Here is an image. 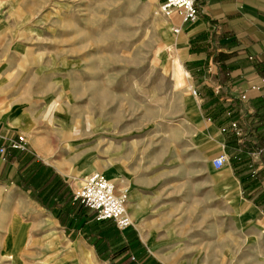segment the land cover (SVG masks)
I'll return each mask as SVG.
<instances>
[{"label":"rangeland","instance_id":"1","mask_svg":"<svg viewBox=\"0 0 264 264\" xmlns=\"http://www.w3.org/2000/svg\"><path fill=\"white\" fill-rule=\"evenodd\" d=\"M159 3L0 0V115L75 190L95 172L117 195L134 179L126 208L164 264H264V227L235 226L241 209L179 117L192 90L174 88Z\"/></svg>","mask_w":264,"mask_h":264},{"label":"crops","instance_id":"2","mask_svg":"<svg viewBox=\"0 0 264 264\" xmlns=\"http://www.w3.org/2000/svg\"><path fill=\"white\" fill-rule=\"evenodd\" d=\"M195 6L198 13L193 23L183 25L176 11L170 14H178L176 23L170 15L163 17L172 33L179 29L170 45L174 88L192 90L179 105V117L191 129L188 136L193 143L206 145L203 159L222 175L225 183L221 187L241 209L235 226L242 228L251 222L261 229L264 165L258 150L264 148V107L260 103L264 97V0H195ZM16 128H20L16 118L0 115V149H4L0 153V229L4 230L0 262L164 264L133 221L122 232L116 229L105 245L107 263L99 261L97 237L92 236L94 213L84 208L78 211L72 198L76 183L45 162L44 153L28 139L25 150L9 148V141L19 136ZM220 156L226 162L214 169L212 160ZM133 180L127 188L129 200L135 197L131 194ZM135 207L138 210V204ZM136 211L127 210L131 220Z\"/></svg>","mask_w":264,"mask_h":264},{"label":"built area","instance_id":"3","mask_svg":"<svg viewBox=\"0 0 264 264\" xmlns=\"http://www.w3.org/2000/svg\"><path fill=\"white\" fill-rule=\"evenodd\" d=\"M159 10L165 17L176 11L183 25L193 23L198 13L195 0H160ZM178 32L179 29H173L174 34ZM261 82L264 85V79H261ZM240 99L244 100L245 97L242 95ZM231 127L235 129L236 125L232 124ZM25 145L22 135L8 143L9 148L13 150H25ZM3 152L4 149H0V153ZM225 162V157L220 156L212 160V166L219 169ZM73 197L94 213L96 222L109 220L119 231L132 225L126 208V193L117 195L113 184L101 173L95 172L87 176L82 185L73 192Z\"/></svg>","mask_w":264,"mask_h":264},{"label":"trees","instance_id":"4","mask_svg":"<svg viewBox=\"0 0 264 264\" xmlns=\"http://www.w3.org/2000/svg\"><path fill=\"white\" fill-rule=\"evenodd\" d=\"M262 69L264 71V67ZM261 77H262V79H264V72L261 74ZM260 103H261V106L264 107V97L260 100ZM261 125L264 127V115L262 116ZM263 138H264V136H263ZM258 156H259L260 162L263 163L264 162V148L263 147L258 150ZM261 174H264V168H263V171L261 172ZM72 198H73V194H72ZM73 201L79 203V201L76 199H74ZM80 205L84 209H86L82 204H80ZM93 227L96 228L93 236L97 237V239L99 241V245H101V246H103L102 244H104L105 242L110 240L112 238L113 234H115V232H116V228L114 227V224L109 220L96 222L95 226H93ZM99 248H100V246H99ZM99 255H100V252H99Z\"/></svg>","mask_w":264,"mask_h":264},{"label":"bare ground","instance_id":"5","mask_svg":"<svg viewBox=\"0 0 264 264\" xmlns=\"http://www.w3.org/2000/svg\"><path fill=\"white\" fill-rule=\"evenodd\" d=\"M164 17H165V16H164ZM107 179H108V178H107ZM110 180L113 182L112 177H111ZM110 180H109V181H110ZM111 181H110V182H111ZM112 182H111V183H112ZM124 191H125V189H124ZM127 197H128V190H127V194H126V199H127V201H128V198H127ZM127 201H126V203H127ZM128 217H129V215H128ZM129 218H130V217H129ZM130 220H131V219H130ZM131 221H132V220H131Z\"/></svg>","mask_w":264,"mask_h":264}]
</instances>
